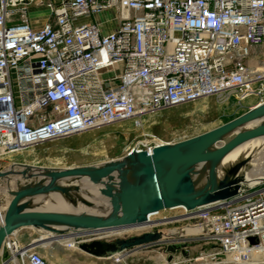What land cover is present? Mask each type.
Here are the masks:
<instances>
[{
	"label": "built area",
	"instance_id": "1",
	"mask_svg": "<svg viewBox=\"0 0 264 264\" xmlns=\"http://www.w3.org/2000/svg\"><path fill=\"white\" fill-rule=\"evenodd\" d=\"M256 47L264 48V0H0V157L207 95L264 101ZM259 184L184 226L211 223L191 232L211 247L198 264H264V190L247 192ZM2 248L0 264H51L17 235ZM166 257L162 264L191 260Z\"/></svg>",
	"mask_w": 264,
	"mask_h": 264
},
{
	"label": "water",
	"instance_id": "2",
	"mask_svg": "<svg viewBox=\"0 0 264 264\" xmlns=\"http://www.w3.org/2000/svg\"><path fill=\"white\" fill-rule=\"evenodd\" d=\"M263 116L264 101H260L235 118L200 134L173 143L155 145L150 151L133 149L131 153L134 158L128 163L134 166V180L127 177L125 161L99 167L77 166L51 169L48 182L19 187L9 192L10 197L6 201L8 203L0 224V251L7 237L35 232L37 229L50 234L35 238L31 242L32 246L38 241L54 242L56 240L53 238L54 235L68 230L70 234L84 237L81 241L78 240V250L98 259L114 260L115 254L119 252L160 241L161 234L152 231L115 240H105L101 234L146 222L148 214L153 211L181 205L188 209H196L203 205L221 203L238 195L247 186H240L234 179L231 182L218 180L216 165L236 145L264 134V122L237 132L229 140H224V137L237 127ZM207 160L211 161L209 180L204 186L198 187L193 178L194 167L197 163ZM243 163L234 166L229 173L235 177ZM122 169H125V172L116 175ZM13 173L11 168L2 170L0 178H6ZM84 175H89L95 182L103 184L100 193L104 199L100 205L107 200L111 202L110 213L105 215L85 211L44 210L34 206L33 198H37L36 205H40L45 196L54 190L64 192L66 198L77 206L78 202L72 196L71 188L61 186L58 180L67 176L82 177ZM260 183H264V176L260 179ZM75 189L80 191L82 187L78 185ZM80 200L87 206L96 205L93 200L86 198H80ZM210 230V222H206L198 229H190L191 232L197 233ZM186 245L185 243L170 244L168 250L174 253ZM183 253L187 254V250H183Z\"/></svg>",
	"mask_w": 264,
	"mask_h": 264
},
{
	"label": "rangeland",
	"instance_id": "3",
	"mask_svg": "<svg viewBox=\"0 0 264 264\" xmlns=\"http://www.w3.org/2000/svg\"><path fill=\"white\" fill-rule=\"evenodd\" d=\"M252 57L258 58V61L262 59L264 60V48L263 50L253 51ZM234 96L235 95H231L230 97L227 95H207L187 104L147 113L144 117H141L140 120H123L101 128H95L86 132L59 137L35 144V146H28L24 148L25 150L23 149L17 153L0 157V171L10 168L13 169L17 165L19 167L20 164V166L32 164L35 167L40 165L38 168L45 169H54L55 167L60 168V166L61 168L62 166L63 168L77 167L88 163L94 164L102 162L105 159L123 155V152L129 145L133 147H141L161 142H176L212 129L247 111L249 101H239V99ZM176 115H179V117ZM165 126L170 127L169 134H163L166 130ZM162 137L168 139L163 141ZM251 145L252 143H248L246 146L251 147ZM208 165H210V163L206 162L204 165L205 168L208 167ZM13 174L15 175V173ZM244 174L245 171L241 173V176ZM225 176L226 175L223 176L220 174L219 179L223 180ZM226 180L227 179H225V181ZM7 182L6 178H0V186H5ZM245 182L247 183L248 180ZM15 183L17 184V182ZM249 184L251 186L253 185L252 183ZM259 189L264 190V183L248 189L247 192L252 193ZM9 197V193L0 191V205L5 203L4 205L6 206L8 203H6V201ZM218 206L219 205L216 204L213 205V207L211 206L196 209L194 212H191V214L188 215L189 218L186 219L182 216L184 215L183 213L174 214L175 209L167 208L168 210H165L163 215L169 214L168 217L170 218L165 220V222L159 223L160 221L157 220L156 223L158 224H154L148 228L124 231L122 233L105 236L103 239L115 240L117 238H127L147 231L159 232L161 234V241L159 243L151 246L140 245L134 247L128 251L129 253L127 254L125 263L123 264H162V262L167 259V253L170 254L167 242L171 239H177L180 241L178 243L187 244L179 251L174 252L177 253V256H179L180 259H183L184 257H189L191 259L185 264H198V262L195 261V257H197L201 251H207L211 247L205 243L199 242V240H197L199 235L195 233L191 234V227L184 226L188 223L191 226H197L203 220L207 219L210 212ZM176 215H180L182 217L176 218ZM31 234L34 237H38L36 236V231L31 232ZM54 245V242L42 243L39 248L35 249L43 254L51 264H58L57 261L54 262V257L58 258L59 250L54 247ZM183 250H187V254H184ZM79 252L81 255H74L73 261L69 264L115 263L114 260L98 259L81 250H79Z\"/></svg>",
	"mask_w": 264,
	"mask_h": 264
},
{
	"label": "bare ground",
	"instance_id": "4",
	"mask_svg": "<svg viewBox=\"0 0 264 264\" xmlns=\"http://www.w3.org/2000/svg\"><path fill=\"white\" fill-rule=\"evenodd\" d=\"M177 117H179V115ZM261 122H264V116L263 117H259V118L255 119L253 121L247 122V123L237 127L236 129L230 131L229 133H227V135H225L224 140H229L230 138L235 136V134H237V132H239L241 130H245V129L251 128L253 126H256L257 124H260ZM165 129H166L165 133H163V134H169L170 133V131H169L170 127L169 126H165ZM160 134H162V133H160ZM159 135H157V136H159ZM107 136H109V135H107ZM160 137H161V135H160ZM166 139H168V138L162 137L163 141L166 140ZM140 143H138V144H140ZM162 143H173V141H171V142L170 141L169 142H161V143H156V144H162ZM248 143H252L251 147L246 146ZM156 144L147 145V146L145 145V146H141V147H133V146L129 145L128 148H126V150L123 152V155L111 157L109 159H105L102 162H98V163H94V164L93 163L92 164L88 163V164L82 165V166L99 167V166H102V165H105V164H109V163H113V162L125 161V162H127L126 165H125V169H127V177L130 180H134L135 179V176L133 174L134 166H132V165H130L128 163L130 159L134 158L133 153H131L132 150L135 149L136 151H142V150H149L150 151V147H152V146H154ZM218 144H220V143H218ZM206 162H209L210 165H208V167L205 168L204 165H205ZM241 162H244V163H243L240 171L238 172V174L235 177L232 176V174H230L229 171L231 169H233L234 166H236L237 164H239ZM17 164H19V163H17ZM20 165H19V167L17 165V166H15L12 169V171L15 173V175L14 174H10V175H8L6 177L8 182L6 183L5 186H0V191L9 193L10 191H12V190H14L16 188H19V187L21 188V187H25V186H35V185H37L39 183H46V182L49 181V179H50L49 172H50L51 169H49V168H46V169L45 168H38L40 165H38V167L37 166L35 167L32 164L31 165H27V166H24V165L20 166ZM51 168H52V166H51ZM55 168L56 169H62L63 166H62V168H61V166H60V168L59 167H55ZM210 168H211V161L210 160L202 161V162H199V163H197L195 165L194 171H193V178H194V181H195V183H196V185L198 187L204 186L206 184V182L209 180ZM125 169H122V171H120L119 173H116V175L117 174H123L125 172L124 171ZM243 171H245V174L241 176V173ZM220 174L223 175V176L226 175L225 178H223V180L227 179L226 181H230L231 182V180L234 179L235 181H237V183L240 186L246 185L247 187H249V186H251L249 183H252L253 185L255 183H260V179L264 176V134L256 136V137H253V138H250L248 140H245L242 143L236 145L230 151H228L218 161V163L216 165V175H217V179L218 180H220L219 179L220 178L219 177ZM116 179H118L117 176H116ZM105 180H108V179H105ZM246 180H248L247 183L245 182ZM15 182H17V184ZM58 184H60L63 187L71 188L70 192H71L72 196L77 200V202H78L77 206H75L68 198H66L64 192H62L60 190H54L53 192L47 194L45 196L44 201H42V203H40V205H36L37 202H38V199L37 198H33L34 206L39 208L42 205H44V207H47V208L48 207L54 208V206H56L55 202H58L59 203L58 207H66L69 204L74 212H83V211H85V212H95V213H100V214H105L106 215V214H108V213H110L112 211L111 202H109L108 200L103 205H100V202H103V199H104V197L100 193V188H101V186L103 184L100 183V182H95L94 179H92L91 176H89V175H84L82 177L67 176V177L60 178L58 180ZM78 185H80L82 187V189L80 191H77L75 189V186H78ZM57 195H59L61 197V199L63 201H65V202L63 203L62 200H60L59 198L57 199ZM80 198H86L88 200H93L96 203V205L87 206V205H85L84 203L81 202ZM56 200H58V201H56ZM65 203H67V205ZM214 204L216 205L217 203H212V204H209V205H203V206L198 207L197 209H202L204 207H210V206H212ZM0 206L6 207L5 205H0ZM169 209H175L174 214H179V213H181V214L183 213L184 214V212H186V211L189 212V210L185 206H175V207H172V208H169ZM165 210H168V209L165 208V209L160 210L158 214L149 215V220H147L146 222L137 224L135 226L127 227V228H124V229L109 230V231L103 232L101 234V236L105 237V236L113 235V234H116V233H122L124 231H133V230H136V229L148 228V227H150V226H152L154 224H158V223H156L157 220L160 221L159 223L165 222V220L170 218V217H168L169 214L163 215V212ZM175 217L177 218V217H182V216L176 215ZM0 221H1V219H0ZM43 234L48 235L50 233L46 232V233H43ZM53 238L57 239L58 236L54 235ZM37 240H39V239H37ZM2 251H3V248L1 249L0 252H2ZM114 262H115V259H114ZM114 264H116V262Z\"/></svg>",
	"mask_w": 264,
	"mask_h": 264
},
{
	"label": "crops",
	"instance_id": "5",
	"mask_svg": "<svg viewBox=\"0 0 264 264\" xmlns=\"http://www.w3.org/2000/svg\"><path fill=\"white\" fill-rule=\"evenodd\" d=\"M255 50H263V47H256L254 49ZM259 59L256 58V57H252L251 59V62L252 63H256L257 62L259 63L260 61H258ZM263 60V59H262ZM246 100L249 101V107H252V106H255L256 104L259 103V101L262 100V96L257 94V93H253L252 95H250L249 97L246 98ZM247 109V110H248ZM61 199V197L59 195H57V199ZM58 201V200H56ZM63 201V200H62ZM65 201H63L64 203ZM56 206H54V208H51V207H44V205H42L41 207H39V209H44V210H60V211H66V212H74L73 209L71 208V206L67 205V203H65L67 206L66 207H58V202H55ZM66 208V209H65ZM100 214V213H99ZM65 230V229H64ZM62 233L57 235L58 238L54 241V247L58 248L59 250V255H58V258H55L54 257V262L57 261L58 264H69L73 261V258H74V255H81V253L78 251L77 247L73 246V243H76L77 244V240H81L83 239L84 237H80V236H77V235H73V234H70L68 233V230H65V231H61ZM45 231L43 230H40V229H37L36 230V236L38 237H34L32 236L31 233H22V234H19L17 235L18 238L20 239L21 243L24 245V246H28L31 244V242H33V240L35 238H39L45 234ZM43 234V235H42ZM42 243L40 241H38V243L36 245H34L36 248H39L40 245ZM72 244V245H71ZM39 245V246H38ZM119 264V263H118Z\"/></svg>",
	"mask_w": 264,
	"mask_h": 264
}]
</instances>
